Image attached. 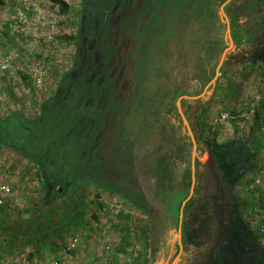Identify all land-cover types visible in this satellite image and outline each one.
I'll use <instances>...</instances> for the list:
<instances>
[{"label":"rangeland","instance_id":"1","mask_svg":"<svg viewBox=\"0 0 264 264\" xmlns=\"http://www.w3.org/2000/svg\"><path fill=\"white\" fill-rule=\"evenodd\" d=\"M64 1L67 13L53 0H32L30 12L23 0H0V54L11 59L9 70H0V119L15 111L38 118L73 66L84 0ZM161 2L166 18L154 41L137 48L144 57L132 90L124 102H114V93L105 101L119 129L110 139L114 162L124 161L130 174H123L125 188L111 182L143 205L82 181L46 208L40 168L0 144V182L10 188L0 205V252L9 246L17 254L6 261L179 264L186 246L197 252L190 248L197 235L210 250L217 244V228L198 231L213 214L205 211L210 201L221 197L264 245V0H209L210 18L197 10L200 0ZM152 19L149 25H157ZM35 68L44 72L41 86L33 85ZM237 140L256 159L232 181L211 147ZM73 236L78 246L62 255Z\"/></svg>","mask_w":264,"mask_h":264},{"label":"trees","instance_id":"2","mask_svg":"<svg viewBox=\"0 0 264 264\" xmlns=\"http://www.w3.org/2000/svg\"><path fill=\"white\" fill-rule=\"evenodd\" d=\"M142 1L129 0L127 2L132 3L133 8L137 4L139 9H147L140 11L139 15L132 19L131 22L136 25L135 31L133 24H128L127 35H130L136 49L146 42V28L149 29L148 44L152 39L154 41L161 31L162 26L157 30V34L156 25L143 24L142 19L145 13L148 12L150 15L148 23L153 17L154 21H157L159 16H155V12L158 11V15H160L159 12H163L165 6V2H161V0H145V4L141 5ZM53 2L60 6L63 13H67L68 4L64 0H53ZM112 3V0H105L100 7L103 6L106 10L102 11H109ZM95 4L96 2L92 0H85L83 4L85 12L92 13L93 17L96 9L92 12L91 8L95 7ZM155 4L159 6L156 11H154ZM89 7L91 8L86 10ZM88 22L86 21L85 24V34L81 33L78 36L76 65L73 70H69L63 75L57 92L43 104L42 114L36 119H29L20 111H15L6 118L0 119V144L24 156L40 168L42 180L46 185L48 195L52 196L51 198H62L78 182L87 181L117 190L130 200L143 205L133 196V192L119 187H124L122 179L125 177L123 174L128 172L124 170L126 169L124 161L117 162V164L114 162L113 158H117L118 155L114 154L110 139L112 134L117 133L119 129L117 130L115 126L116 122H114L111 112L105 113L107 108L105 101L107 102L110 93L114 92L102 87L97 88L92 77L90 79L86 75L87 70L91 71L89 74H92L95 69L92 60L93 54H91L94 51L92 35L95 24L92 20L90 23ZM134 35L141 39L140 43L134 41ZM86 50L89 51L88 55L85 54ZM256 61L253 59V63ZM96 76H100L99 72L96 73ZM214 77L215 73L213 72L209 80L203 81L204 85ZM104 87H107L106 84ZM113 96L115 102V93ZM96 101L100 104L98 105ZM213 146L211 152L214 153L213 156L221 165L227 179L238 180L254 165L256 154L253 148L243 141L237 140ZM249 167L250 169H248ZM128 179L129 177L126 176V180ZM205 211L213 212V214L207 215V219H202V221L204 219H210V221L206 225L202 224L201 231L198 233H202L205 228L214 233H216L215 228L217 231H221L216 233L217 244L215 245L217 248H221L222 252L220 254V251L214 250L216 249L215 245L211 250L202 246L198 241L201 238L195 234L197 240L190 241V248L191 246L196 248L197 252H187L188 246H186L179 264H264V245L240 217L238 210L229 207V204L221 197L210 201V207ZM224 225L226 226L224 227ZM261 226H264V219ZM210 256L215 257V260L209 261Z\"/></svg>","mask_w":264,"mask_h":264},{"label":"flooded vegetation","instance_id":"3","mask_svg":"<svg viewBox=\"0 0 264 264\" xmlns=\"http://www.w3.org/2000/svg\"><path fill=\"white\" fill-rule=\"evenodd\" d=\"M92 1L96 2V6L93 8L89 7L86 10L91 8L93 9L91 10L93 12L96 9V13L93 17L92 13L89 14L87 11L85 12L84 5H82V16L78 34V36H80L81 33L84 35L86 32V21H89L88 23H90L91 20L93 21L95 24V29L92 35L94 40L92 49H94V51H92L91 54H93L92 60L94 62L95 69L94 73L92 74H89L91 71L89 72L87 70L86 75H88L90 79L92 77V80L96 82L97 88L102 87L103 89H108L109 91L111 90L115 93L117 101L122 99V102H124L123 99H126V94H128L129 89L132 90L134 85L133 77L136 74L137 69L140 70L138 63L139 61L142 62L144 57L142 56L141 59V57L137 55L136 46L132 44L133 41L130 35H127L128 23L134 19V16H138L140 11H146L147 9H139V7L136 6L137 4L133 8L132 3H127L129 0H112L113 3L111 4V9L104 12L102 11L104 9L103 6L100 7V5L103 4L105 0ZM207 3L210 4L209 0H200L197 10L205 12L206 17L210 18V10L204 8L205 4L207 5ZM143 4H145V0L142 1L141 5ZM208 6L209 5L205 7L209 8ZM159 13L160 15H158V11L155 12V16H159L155 29L156 33L166 18L165 10ZM163 15L165 16L162 17ZM172 16L175 23H178L180 19L177 15V12L175 14V10ZM149 20L150 15L148 12H146L142 22L143 24L149 26ZM196 23L199 22L197 21ZM148 30V28L145 29V41L147 43L149 41ZM88 53L89 51L86 50L85 54L88 55ZM77 56L78 51L70 71L73 70L76 65ZM96 70L100 74L99 77L96 76ZM108 82H110V85H106L107 87H104L105 83Z\"/></svg>","mask_w":264,"mask_h":264},{"label":"built area","instance_id":"4","mask_svg":"<svg viewBox=\"0 0 264 264\" xmlns=\"http://www.w3.org/2000/svg\"><path fill=\"white\" fill-rule=\"evenodd\" d=\"M22 4H23L22 6H23L24 12H30L31 9L33 8L32 0H23ZM10 67H11L10 57L3 56L0 54V70L8 71ZM43 74L44 72H42L41 68L34 69V72L32 75L33 85L41 86L42 81H43ZM223 119L224 121H226L227 116L223 115ZM9 193H10V188L7 185L2 184L0 182V205L4 203V196ZM78 244H79V237L78 236L71 237L67 245L63 248L62 255L64 256L68 255L69 252L73 251L78 246ZM0 264H15V263L0 260ZM17 264H31V263L23 260V261H19ZM44 264H64V258L54 259Z\"/></svg>","mask_w":264,"mask_h":264},{"label":"crops","instance_id":"5","mask_svg":"<svg viewBox=\"0 0 264 264\" xmlns=\"http://www.w3.org/2000/svg\"><path fill=\"white\" fill-rule=\"evenodd\" d=\"M230 38H231L232 41L234 40V37H233L232 34H231ZM238 40H240V37L238 38ZM16 153H17V152H16ZM18 154H19V153H18ZM44 187H45V189H47V188H46V185H45ZM51 197H52V196H51ZM51 197H50V195H48V190H47V198H49L50 202L42 203V205H43L44 207H46V208H52V207H54V205H56L55 201H53L54 198H51ZM56 202H57V201H56ZM56 231H58V230H56ZM56 231H54V232H56ZM16 232H17L18 235H19V234L21 233V230H18V229H17ZM13 238H15V237H13ZM61 249H62V248H61ZM10 250H11V249H10ZM10 250H9V246L6 247L5 250H4L3 252H0V258L3 259L4 261H6V260H9V261L13 260V259L10 260V257L16 256L17 254H16V252L13 253L12 250H11V251H10ZM58 251H59V250H58ZM7 253H8V255H10V256H8ZM18 257H19V254H18ZM36 257H37V256H36ZM23 260L28 261V262H30L31 264H36V262L31 261L28 257H26V258L23 257L22 259H19V260H17V261H23ZM14 261H15V260H14Z\"/></svg>","mask_w":264,"mask_h":264}]
</instances>
